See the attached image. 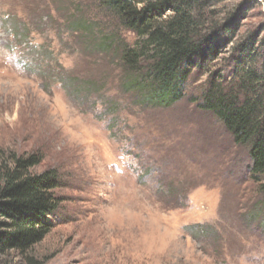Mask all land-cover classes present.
<instances>
[{
  "label": "rangeland",
  "instance_id": "1",
  "mask_svg": "<svg viewBox=\"0 0 264 264\" xmlns=\"http://www.w3.org/2000/svg\"><path fill=\"white\" fill-rule=\"evenodd\" d=\"M210 2L238 41L264 40V0ZM135 40L97 0H0V157L42 155L31 172L56 170L61 201L0 264H264V175L197 106L208 74L152 105L118 58Z\"/></svg>",
  "mask_w": 264,
  "mask_h": 264
},
{
  "label": "trees",
  "instance_id": "2",
  "mask_svg": "<svg viewBox=\"0 0 264 264\" xmlns=\"http://www.w3.org/2000/svg\"><path fill=\"white\" fill-rule=\"evenodd\" d=\"M115 15L136 40L118 50L128 81L147 95V102L170 108L197 87V106L221 123L232 141L244 148L251 175H264V40L236 39L238 22L218 20L206 12L210 0H97ZM231 44L228 68L208 71ZM43 157H0V250L26 249L53 230L61 201L56 170L32 169Z\"/></svg>",
  "mask_w": 264,
  "mask_h": 264
}]
</instances>
